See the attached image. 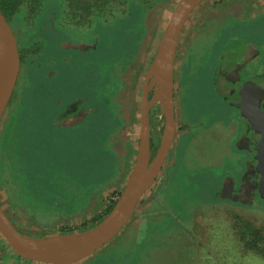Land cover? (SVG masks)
Masks as SVG:
<instances>
[{
  "label": "rangeland",
  "instance_id": "1",
  "mask_svg": "<svg viewBox=\"0 0 264 264\" xmlns=\"http://www.w3.org/2000/svg\"><path fill=\"white\" fill-rule=\"evenodd\" d=\"M152 1L157 5L147 15L131 1L107 20L76 26L69 16L62 21L64 0H42L33 10L23 4L10 21L20 41L23 80L0 122V203L21 234H63L53 225L54 214L75 208L81 216L102 197L109 205L123 190L109 191L129 141L136 156L143 79L178 2ZM254 1L258 11L241 18L240 6L229 0H204L185 22L179 52L189 23L202 10L224 9L222 22L206 25L196 47L213 50L216 41H222L220 48L227 42L233 46L234 38L237 49L254 46L258 83L264 87V0ZM81 42L91 47L79 51L66 45ZM190 73L182 79L181 115L189 132L197 129L198 119L210 131L192 141L189 135L179 139L178 129L163 170L129 222L103 248L75 264H264V255L247 249L237 233L243 219L264 227V200L243 185V162L253 152L238 148L229 129L213 126L221 119L228 126L235 120L242 128L241 118L210 89L208 68L197 77ZM175 109L180 118L177 103ZM28 209L40 217L23 224ZM132 250L135 256L129 255ZM22 263L45 264L18 259L0 235V264Z\"/></svg>",
  "mask_w": 264,
  "mask_h": 264
},
{
  "label": "water",
  "instance_id": "2",
  "mask_svg": "<svg viewBox=\"0 0 264 264\" xmlns=\"http://www.w3.org/2000/svg\"><path fill=\"white\" fill-rule=\"evenodd\" d=\"M203 1L178 0L164 25L142 83L135 161L127 184L110 211L93 227L84 231L35 238L18 232L0 204V235L16 256L45 264H75L103 248L132 218L141 197L159 177L175 138L173 73L177 43L189 15ZM66 45L79 51L91 47L85 42ZM241 67L242 65L238 69ZM19 71L17 41L9 22L0 10V122L13 94ZM235 74L237 75V71ZM239 88L242 93L234 90L237 94L227 96L226 101L239 110L240 116L246 119L249 125V143L255 148L253 165L258 174L257 194L264 200V108L261 105L264 88L252 81H245ZM151 90L152 95L149 97ZM155 104H159L164 120L159 144L152 156L149 111ZM66 237L76 239L57 248L45 245V242L52 238Z\"/></svg>",
  "mask_w": 264,
  "mask_h": 264
},
{
  "label": "flooded vegetation",
  "instance_id": "3",
  "mask_svg": "<svg viewBox=\"0 0 264 264\" xmlns=\"http://www.w3.org/2000/svg\"><path fill=\"white\" fill-rule=\"evenodd\" d=\"M240 17L243 18L242 16ZM223 18H224L223 10L221 11L215 10L213 11V14L211 10H202L201 14L195 17V21L191 24L189 23L187 27L188 30L186 35L184 33L185 37L182 40L183 41L182 53L179 52L180 48L178 45L182 33L184 32V27L180 33L176 48L175 59H174V73H173L174 76L173 103H174V115L176 122L175 135L178 129L182 131V134L181 136H179V139L184 137L185 135H189L192 141H199L201 140L202 137L206 136V133L210 131V128L204 126L203 125L204 122H201L198 119L197 121H195L197 125V129L194 130V132H189L187 128L189 123L184 117V114L181 115L182 109L184 108L185 105L184 102L180 99L183 97L181 86H182V79H185L184 75L187 71H191L190 73L191 77H194V75L197 77L198 75H200V71L202 68L205 67L208 68L210 70V89L219 98L220 101L226 103L228 106L233 107L234 109L236 108L233 105H229L228 102L226 101V97L228 94L231 93L233 96H235V94L232 93L234 90H237V93L239 90L241 94L242 90L239 88V85L244 83L245 81H252L256 85L260 86L258 83V79L260 78L261 73H260L259 65L256 61L258 54L254 46H251L250 48L251 50H247L246 48L237 49L238 48L236 47L237 39L234 38L233 46H229V43L227 42L220 48L219 43H222V41L219 42L216 41L215 43H213V46L214 45L216 46L213 50L212 48H210V49H206L204 52L202 47L199 46L196 47V43H199L201 40H203L201 39V37L203 36L204 30L207 27L206 25L217 27V23L222 22ZM13 33L15 34V32ZM16 41H17V46L19 47L20 46L19 39H17ZM228 48L230 49L229 51H227ZM242 51H243V55H242ZM241 65L242 67L238 69L239 66ZM21 71H22V64L20 59V71L14 88V92H13L14 97L12 98V101L17 94L18 95L20 94L18 89L21 86L20 85L21 81L23 80V75ZM235 71H237V75L235 74ZM150 92H152V90ZM263 101L264 99L262 100L261 105ZM175 103L178 104V110L180 111V115H181L180 118H178L177 110L175 109ZM236 110H237V114L240 116L239 110L238 109ZM240 118H241L240 122H242L243 125L242 128L239 127V125H236L235 120L232 121V123L235 124L234 126L231 125L228 126L221 119H215L213 121L214 123L213 126L217 127L219 130L226 131L229 129L237 137L236 146L238 148L242 147L243 150H245V152L247 153L253 152L251 159H247L243 162V166L244 168H246L245 170L246 173L244 174L246 181L245 184L243 185H244V189L247 187V189L245 190L246 192L252 190L253 193L255 192L257 193L258 174L255 172L253 165V156L255 154V148L253 145L249 143V136H250L249 125L246 119L242 118L241 116ZM179 119L182 121L181 126L177 125ZM239 131L240 133L238 134ZM7 216L9 217L8 214Z\"/></svg>",
  "mask_w": 264,
  "mask_h": 264
},
{
  "label": "trees",
  "instance_id": "4",
  "mask_svg": "<svg viewBox=\"0 0 264 264\" xmlns=\"http://www.w3.org/2000/svg\"><path fill=\"white\" fill-rule=\"evenodd\" d=\"M135 1L141 8H143L144 13L147 15V12L153 9L156 5L152 0H64V8L62 21L68 16L70 19L74 20L76 26L82 24H89L95 19L107 20L109 17H112L117 11L124 10L127 6V3ZM42 0H0V10L4 15L5 19L10 23L14 15L19 11L20 7L23 4H27L30 9H36L40 6ZM149 13V12H148ZM13 31V29H12ZM15 35V34H14ZM17 40V37L15 35ZM14 92V91H13ZM152 92L149 93L151 97ZM13 94L9 100V104L12 102ZM160 113L159 107L156 105L149 111L150 118V141H151V151L152 156L154 155L160 138V133L162 131L163 120L152 119L153 114ZM119 195V193H118ZM140 201H142L140 199ZM114 202H110L104 209V212L99 215L97 218L91 219L89 222H85L80 226H62L59 228V233H75L84 231L88 229L91 224L97 223L106 213L110 211ZM240 240L243 241L244 246L247 249H252L257 251L259 254L264 255V245L261 243L264 242V227H257L251 224L249 221L243 219L240 222L239 230H237ZM18 259L25 260L16 256Z\"/></svg>",
  "mask_w": 264,
  "mask_h": 264
},
{
  "label": "crops",
  "instance_id": "5",
  "mask_svg": "<svg viewBox=\"0 0 264 264\" xmlns=\"http://www.w3.org/2000/svg\"><path fill=\"white\" fill-rule=\"evenodd\" d=\"M229 3H230L231 6H235V7L240 6V8L238 10L243 12L242 17L249 16L250 14L253 13L254 10L258 11V7H257V4H256L257 2H255L254 0H229ZM221 10H224V9H221ZM221 10L216 9V11H221ZM228 10H230V12L232 14H234L233 10H231V9H228ZM262 12H264V11H262ZM134 158H135V151L133 149L131 141H129V143L124 147V153H123V155H122V157L120 159L119 171H118L119 173L117 172V177H116L117 182L113 186V189H112V186H111L109 191H113L115 189L117 191H120V190L124 189V186H125V184H127V181L129 179V176H130V173H131V170H132V167H133ZM104 198L103 197L101 198L99 204H97V207L95 206L93 209H90V211L87 212V213L83 212V214L81 216L75 214L76 213L75 210H77L75 208L72 209V210H69L67 212V214H66V212L64 210L63 212L65 214H63V216L60 215V214H54L56 219L53 221V225L56 224L55 226L58 225V227L60 228L62 226H75L74 224L82 225L85 222H88V224H89L91 219L97 218L99 215H101L99 212L102 211L103 209H105L107 200H105ZM106 199H108V198H106ZM140 203H142V202L139 201L138 205ZM57 206H60V205L57 204ZM57 206L55 205L53 208H55V209L60 208V207H57ZM27 213L25 214L27 217L22 214L23 217L26 218V222L25 223L22 222L23 224H26V223L30 224L29 223V219L31 217L32 218L35 217V216L36 217H40V213H38L37 211H36V213L33 212V211L30 212L29 209H28ZM19 214H21V213H19ZM95 215H97V216H95ZM18 220H20V219H18ZM20 222H21V220L18 221V223H20ZM80 225H76V226H80ZM109 250L110 249L108 248V251ZM148 251H150V250H148ZM129 255L135 256L134 251L132 250ZM22 264H24V263H22Z\"/></svg>",
  "mask_w": 264,
  "mask_h": 264
},
{
  "label": "bare ground",
  "instance_id": "6",
  "mask_svg": "<svg viewBox=\"0 0 264 264\" xmlns=\"http://www.w3.org/2000/svg\"><path fill=\"white\" fill-rule=\"evenodd\" d=\"M76 238L74 237H66V238H57V239H50L47 242H45V245L49 248H57L61 247L65 243H71L75 241Z\"/></svg>",
  "mask_w": 264,
  "mask_h": 264
},
{
  "label": "built area",
  "instance_id": "7",
  "mask_svg": "<svg viewBox=\"0 0 264 264\" xmlns=\"http://www.w3.org/2000/svg\"><path fill=\"white\" fill-rule=\"evenodd\" d=\"M118 196L116 198H111V201L115 203V201L117 200Z\"/></svg>",
  "mask_w": 264,
  "mask_h": 264
}]
</instances>
